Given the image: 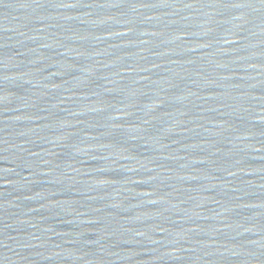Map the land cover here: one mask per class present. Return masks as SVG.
I'll return each instance as SVG.
<instances>
[{
  "label": "water",
  "instance_id": "95a60500",
  "mask_svg": "<svg viewBox=\"0 0 264 264\" xmlns=\"http://www.w3.org/2000/svg\"><path fill=\"white\" fill-rule=\"evenodd\" d=\"M0 264H264V0H0Z\"/></svg>",
  "mask_w": 264,
  "mask_h": 264
}]
</instances>
